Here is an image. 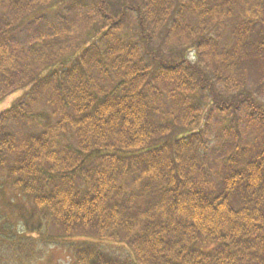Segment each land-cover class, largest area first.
Returning a JSON list of instances; mask_svg holds the SVG:
<instances>
[{
  "label": "trees",
  "instance_id": "obj_1",
  "mask_svg": "<svg viewBox=\"0 0 264 264\" xmlns=\"http://www.w3.org/2000/svg\"><path fill=\"white\" fill-rule=\"evenodd\" d=\"M69 1L0 0V102L24 93L0 114V220L12 193L58 226L20 215L0 248L19 264L64 238L72 264H264V0H101L23 32Z\"/></svg>",
  "mask_w": 264,
  "mask_h": 264
},
{
  "label": "rangeland",
  "instance_id": "obj_2",
  "mask_svg": "<svg viewBox=\"0 0 264 264\" xmlns=\"http://www.w3.org/2000/svg\"><path fill=\"white\" fill-rule=\"evenodd\" d=\"M101 0H71L67 4L61 5L57 8V11L48 12L47 10H42L35 20L31 21L28 26L23 29V32L36 31V29H45V31H53V29H62L64 26L69 25L72 22H78V20L84 18L86 15L93 13V10H97ZM127 29V27H125ZM92 31H84L81 33L80 40L78 45H82L85 38L90 37ZM28 37L23 36L21 40L28 41ZM26 39V40H25ZM251 88V87H250ZM249 88V89H250ZM253 89V88H252ZM22 90L16 93L11 94L3 101L0 102V114L9 109L14 103L22 98ZM249 140L253 138L252 133L247 131ZM13 196L11 193L10 202L8 197H5L1 202V215L2 219L0 220V230L2 233L7 234L4 227L8 222L10 224H17V219L20 215L27 217L31 223V226L41 225L42 232L48 235H57L58 226L54 224L55 222L48 217V215L41 211H34L33 204L28 199H18ZM35 215V216H34ZM29 223V225H30ZM19 231H24V225L22 222H19L18 225ZM41 239H44L41 237ZM66 241V242H65ZM71 241L63 239L64 245H52L45 244L40 242L35 246V250L38 251V257H35V261L32 264H72L73 257L70 249L68 248V243ZM110 252L116 256L127 257L130 255V249L125 245L109 243L105 245ZM0 264H19L15 255H12L6 248H0ZM27 264V263H25Z\"/></svg>",
  "mask_w": 264,
  "mask_h": 264
}]
</instances>
